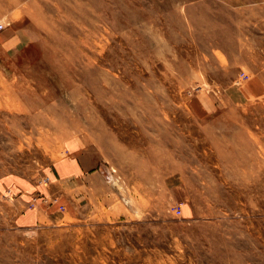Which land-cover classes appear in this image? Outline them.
<instances>
[{
    "label": "rangeland",
    "instance_id": "1",
    "mask_svg": "<svg viewBox=\"0 0 264 264\" xmlns=\"http://www.w3.org/2000/svg\"><path fill=\"white\" fill-rule=\"evenodd\" d=\"M0 23V264H264V0Z\"/></svg>",
    "mask_w": 264,
    "mask_h": 264
},
{
    "label": "built area",
    "instance_id": "2",
    "mask_svg": "<svg viewBox=\"0 0 264 264\" xmlns=\"http://www.w3.org/2000/svg\"><path fill=\"white\" fill-rule=\"evenodd\" d=\"M2 29H3V24L0 23V30H2Z\"/></svg>",
    "mask_w": 264,
    "mask_h": 264
}]
</instances>
